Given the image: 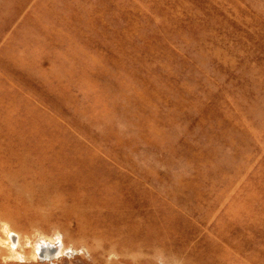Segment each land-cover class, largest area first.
I'll return each mask as SVG.
<instances>
[{"label": "rangeland", "instance_id": "rangeland-1", "mask_svg": "<svg viewBox=\"0 0 264 264\" xmlns=\"http://www.w3.org/2000/svg\"><path fill=\"white\" fill-rule=\"evenodd\" d=\"M0 264H264V0H0Z\"/></svg>", "mask_w": 264, "mask_h": 264}, {"label": "water", "instance_id": "water-1", "mask_svg": "<svg viewBox=\"0 0 264 264\" xmlns=\"http://www.w3.org/2000/svg\"><path fill=\"white\" fill-rule=\"evenodd\" d=\"M43 251H44V249H42L41 251H40V255H42L43 254ZM42 253V254H41Z\"/></svg>", "mask_w": 264, "mask_h": 264}]
</instances>
